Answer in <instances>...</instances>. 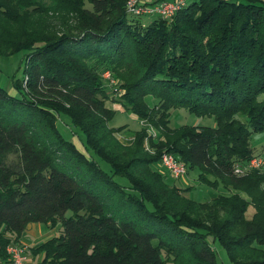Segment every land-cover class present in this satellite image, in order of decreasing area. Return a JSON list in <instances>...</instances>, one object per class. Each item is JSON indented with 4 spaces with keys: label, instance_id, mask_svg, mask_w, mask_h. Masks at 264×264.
<instances>
[{
    "label": "trees",
    "instance_id": "obj_1",
    "mask_svg": "<svg viewBox=\"0 0 264 264\" xmlns=\"http://www.w3.org/2000/svg\"><path fill=\"white\" fill-rule=\"evenodd\" d=\"M143 15L154 16L140 22L125 0H0V54L26 51L18 95L0 87V261L40 222L58 228L28 248L39 264H216L214 242L229 264H264V173L232 172L257 156L250 137L264 131V0ZM106 100L156 139L144 124L109 125ZM175 107L213 124L170 125ZM58 115L110 172L60 134ZM162 152L214 195L170 184Z\"/></svg>",
    "mask_w": 264,
    "mask_h": 264
},
{
    "label": "rangeland",
    "instance_id": "obj_2",
    "mask_svg": "<svg viewBox=\"0 0 264 264\" xmlns=\"http://www.w3.org/2000/svg\"><path fill=\"white\" fill-rule=\"evenodd\" d=\"M243 1V0H241ZM128 17L132 16L131 14H127ZM154 16V15H153ZM152 15H139L137 16L140 22H147L150 18L153 17ZM24 50L15 51L9 54H0V87L4 88L9 94L11 95H18V92L16 91V88L14 86V81L16 79H20L23 77V66H24ZM112 78V77H111ZM104 81L107 82V80L103 77ZM114 79V78H113ZM111 84V83H109ZM118 94V93H117ZM116 94V95H117ZM147 102H151L150 98L147 97ZM106 105L110 106V108L113 110V115L111 119L108 121L109 125L117 126L124 124L125 131H134V129H138L139 126L143 125L146 126V132L148 135H150L152 138L157 136V133L151 125L145 124L142 120H138L135 115L131 112L124 111L122 106L114 102L112 100H106ZM169 124L170 125H180V124H206V125H212L213 124V118L211 116H196L192 113H189L186 109L175 107L171 108L169 110ZM56 127L60 134L70 141L77 149L82 151L85 155L91 157L94 159L101 170L104 172H110L109 166L104 163L103 161L99 160L90 150H85L84 148V138L81 132L78 131V129H75L72 127L68 119L63 117L62 115H58L55 120ZM125 133V132H124ZM116 138L121 143H129L131 141V138L128 140L124 138V135L122 136L121 132H119L116 135ZM250 146L253 149L254 154H257V156L261 157L264 160V131L258 132L253 134L250 137ZM145 148L150 151L146 144ZM10 159L14 160V156H10ZM159 169L161 167L159 166ZM164 171L163 169H161ZM261 171L264 173V168H261ZM166 171H164L165 174ZM196 175L197 170L192 169L186 172V174L179 179H171L170 177L166 176V179L168 182L172 185H176L177 187L183 188L184 183L182 182V179H184L186 186H190V188L185 192V195L190 197L191 199L203 201L206 200V198H209L210 194L207 192V187L198 183L196 181ZM115 180H117L119 183L124 184L125 180L119 177L114 176ZM264 187V183H263ZM251 213V208L248 207L246 211V215L248 216ZM68 214V213H67ZM35 226L31 229V231H26L24 234V240H26L28 246L26 251V260L24 264H39L40 256L39 255H32L28 248L32 247L35 244L40 243L42 240H44L48 236H54L57 233V226L56 227H50L47 224L35 222ZM27 233V234H26ZM33 233V234H32ZM213 248L215 251V261L216 264H229L226 255L223 251V249L214 242Z\"/></svg>",
    "mask_w": 264,
    "mask_h": 264
},
{
    "label": "built area",
    "instance_id": "obj_3",
    "mask_svg": "<svg viewBox=\"0 0 264 264\" xmlns=\"http://www.w3.org/2000/svg\"><path fill=\"white\" fill-rule=\"evenodd\" d=\"M185 0H125L126 11L135 14H158L164 18H170L174 11L183 5ZM102 76L107 80L106 83H113L108 70L102 72ZM264 160L255 156L249 159L246 167L241 168L239 165H234L232 172L235 175H243L249 168H262ZM159 166L172 179L182 178L186 174V169L181 161H178L168 152H162L160 155ZM26 245L21 243H9L5 247L7 258L0 261V264H23L26 260Z\"/></svg>",
    "mask_w": 264,
    "mask_h": 264
},
{
    "label": "crops",
    "instance_id": "obj_4",
    "mask_svg": "<svg viewBox=\"0 0 264 264\" xmlns=\"http://www.w3.org/2000/svg\"><path fill=\"white\" fill-rule=\"evenodd\" d=\"M125 139H129L128 137H124ZM158 168V170L159 171H161L163 174H164V171H162L161 169H159V167H157ZM165 176H167V177H169V175L165 172V174H164ZM171 178V177H170ZM172 179V178H171ZM182 182L185 184L184 185V187L183 188H186L187 186V184L185 183V181H184V179H182ZM207 192L210 194V196H209V198H206L207 200L208 199H210L211 197H212V195H214L213 194V191L212 190H210V189H207ZM35 226V224L34 223H28L26 226H25V228H24V230L22 231V233L19 235V237L17 238V243H21V244H23V245H26V246H28V244H27V242H26V240H24V233L26 232V231H31V232H33L31 229L33 228ZM27 234V233H26ZM33 234V233H32ZM53 236V235H52ZM49 237H51V236H48V237H46L44 240H46L47 238H49ZM44 240H42V241H44ZM24 264V263H23Z\"/></svg>",
    "mask_w": 264,
    "mask_h": 264
}]
</instances>
